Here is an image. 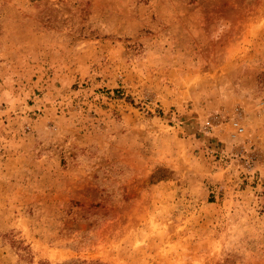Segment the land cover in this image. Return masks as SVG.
<instances>
[{
	"label": "rangeland",
	"instance_id": "1",
	"mask_svg": "<svg viewBox=\"0 0 264 264\" xmlns=\"http://www.w3.org/2000/svg\"><path fill=\"white\" fill-rule=\"evenodd\" d=\"M0 264H264V0H0Z\"/></svg>",
	"mask_w": 264,
	"mask_h": 264
}]
</instances>
